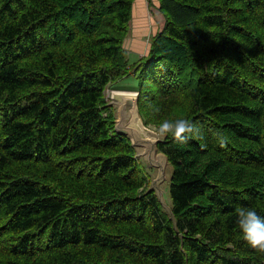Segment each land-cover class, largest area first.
I'll return each mask as SVG.
<instances>
[{
    "label": "trees",
    "instance_id": "16d2710c",
    "mask_svg": "<svg viewBox=\"0 0 264 264\" xmlns=\"http://www.w3.org/2000/svg\"><path fill=\"white\" fill-rule=\"evenodd\" d=\"M134 1L0 0V264H264L236 223L264 216V0H159L131 59ZM127 78L145 126L200 131L158 145L177 231L114 130Z\"/></svg>",
    "mask_w": 264,
    "mask_h": 264
},
{
    "label": "water",
    "instance_id": "95a60500",
    "mask_svg": "<svg viewBox=\"0 0 264 264\" xmlns=\"http://www.w3.org/2000/svg\"><path fill=\"white\" fill-rule=\"evenodd\" d=\"M108 107L113 109L114 130L127 138L137 159L150 178L146 194L153 193L177 231L172 212L171 184L174 168L168 157L159 151L158 145L165 142L150 127L145 126L139 111V94L135 91H112Z\"/></svg>",
    "mask_w": 264,
    "mask_h": 264
},
{
    "label": "clouds",
    "instance_id": "9594fccd",
    "mask_svg": "<svg viewBox=\"0 0 264 264\" xmlns=\"http://www.w3.org/2000/svg\"><path fill=\"white\" fill-rule=\"evenodd\" d=\"M156 132L161 138L171 136L177 142H187L192 136H200L197 126L187 118L165 119L159 123ZM236 223L247 245L257 253H264V216L253 208L240 207L236 210Z\"/></svg>",
    "mask_w": 264,
    "mask_h": 264
},
{
    "label": "crops",
    "instance_id": "0c3cea01",
    "mask_svg": "<svg viewBox=\"0 0 264 264\" xmlns=\"http://www.w3.org/2000/svg\"><path fill=\"white\" fill-rule=\"evenodd\" d=\"M158 3L159 0L134 1L127 36V47L130 49L131 59L140 58L147 53L151 38L164 25L165 19L163 14L157 9Z\"/></svg>",
    "mask_w": 264,
    "mask_h": 264
},
{
    "label": "rangeland",
    "instance_id": "374dc122",
    "mask_svg": "<svg viewBox=\"0 0 264 264\" xmlns=\"http://www.w3.org/2000/svg\"><path fill=\"white\" fill-rule=\"evenodd\" d=\"M125 48L127 50V53H130L129 52L130 49H129V47H127V39L125 41ZM134 87H135V83L132 80V78H127V80L122 81L119 84H117V87L115 85V87H114L115 89H113L112 87H108L106 92H105V95H106L107 100L110 101L109 95H110V93L112 91H114V90L115 91H130V90L134 89ZM150 128L156 133V128L155 127H150Z\"/></svg>",
    "mask_w": 264,
    "mask_h": 264
},
{
    "label": "bare ground",
    "instance_id": "6f19581e",
    "mask_svg": "<svg viewBox=\"0 0 264 264\" xmlns=\"http://www.w3.org/2000/svg\"><path fill=\"white\" fill-rule=\"evenodd\" d=\"M149 5V4H148ZM112 23V22H111ZM191 39V38H190ZM262 170V169H261ZM162 251V250H161Z\"/></svg>",
    "mask_w": 264,
    "mask_h": 264
}]
</instances>
